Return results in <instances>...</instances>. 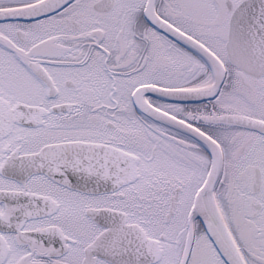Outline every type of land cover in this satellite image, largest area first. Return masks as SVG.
I'll return each mask as SVG.
<instances>
[{"label": "snow or ice", "instance_id": "snow-or-ice-1", "mask_svg": "<svg viewBox=\"0 0 264 264\" xmlns=\"http://www.w3.org/2000/svg\"><path fill=\"white\" fill-rule=\"evenodd\" d=\"M0 264H264V0H0Z\"/></svg>", "mask_w": 264, "mask_h": 264}]
</instances>
